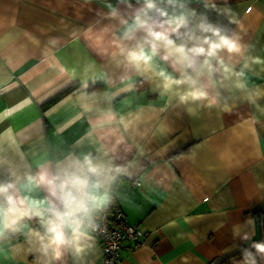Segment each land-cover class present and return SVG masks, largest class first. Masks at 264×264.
Returning <instances> with one entry per match:
<instances>
[{
	"label": "crops",
	"instance_id": "0c3cea01",
	"mask_svg": "<svg viewBox=\"0 0 264 264\" xmlns=\"http://www.w3.org/2000/svg\"><path fill=\"white\" fill-rule=\"evenodd\" d=\"M131 3L0 0V180L91 154L109 171L89 208L112 205L145 233L117 264H217L264 243V213L247 215L264 206V0H193L241 46L218 54L229 73L195 86L175 83L195 74L162 50L149 63L127 60L143 35L124 37ZM194 88L207 96L192 99ZM31 216L23 237L0 244V264H102L86 227L81 252L44 253ZM243 264H264V252Z\"/></svg>",
	"mask_w": 264,
	"mask_h": 264
},
{
	"label": "clouds",
	"instance_id": "9594fccd",
	"mask_svg": "<svg viewBox=\"0 0 264 264\" xmlns=\"http://www.w3.org/2000/svg\"><path fill=\"white\" fill-rule=\"evenodd\" d=\"M122 2L129 9L133 8L131 0ZM192 3L193 0H135L138 7L131 21L121 20L126 25L124 37L133 39L137 33L143 35L136 48L126 52L127 60L132 64L149 63L162 50L164 60H171L174 65L195 74L184 71L183 79L175 81L190 86H195L202 76L207 75L210 79L220 70L229 73L230 68L218 54L221 50L238 53L240 44L222 34L219 27L209 22L206 13L198 14L190 7ZM213 60L219 68L213 66ZM188 95L192 99H201L207 93L194 88ZM107 171L103 162L85 154L82 158L69 155L56 165L55 170L48 165H39L35 174L23 178L10 172L8 180H0V230L9 228L25 216L35 215L40 218L43 228V233L37 232L36 236L44 253L51 251L53 258L59 260L65 247H75L77 253L81 252L80 241L88 236L84 218L93 201L92 190L97 186V178ZM36 189L43 190V199L32 197L31 193ZM255 247L264 252V243H257Z\"/></svg>",
	"mask_w": 264,
	"mask_h": 264
},
{
	"label": "built area",
	"instance_id": "2783aa9c",
	"mask_svg": "<svg viewBox=\"0 0 264 264\" xmlns=\"http://www.w3.org/2000/svg\"><path fill=\"white\" fill-rule=\"evenodd\" d=\"M84 225L98 240L102 264H117L119 251L123 247L132 249L140 245L145 235L138 224L125 219L120 209L110 210L108 205L89 208Z\"/></svg>",
	"mask_w": 264,
	"mask_h": 264
},
{
	"label": "trees",
	"instance_id": "16d2710c",
	"mask_svg": "<svg viewBox=\"0 0 264 264\" xmlns=\"http://www.w3.org/2000/svg\"><path fill=\"white\" fill-rule=\"evenodd\" d=\"M74 84L72 86H74ZM66 90H68V89H66ZM59 95L60 94L54 96L53 98H50L46 102V104L49 105L50 103L55 101L59 97ZM108 207L110 210L114 209V207L112 205H108ZM261 213H264V206H261L260 208H257L255 210H251V211L247 212V215H255V214H261ZM27 220L34 223L35 217H33L31 215L25 216V217L19 219L16 224L11 225L9 228L5 229L0 234V244L7 243L10 241H15V240L23 237V235H24V226L23 225H24L25 221H27ZM259 239H260V237H257L255 239L249 241L244 246H242L237 252L224 257L217 264H243L244 261H246L254 253V251L256 249L255 245L257 243H259Z\"/></svg>",
	"mask_w": 264,
	"mask_h": 264
}]
</instances>
